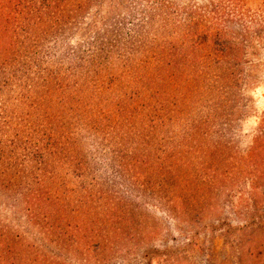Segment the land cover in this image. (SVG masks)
Returning a JSON list of instances; mask_svg holds the SVG:
<instances>
[{
    "label": "trees",
    "instance_id": "obj_1",
    "mask_svg": "<svg viewBox=\"0 0 264 264\" xmlns=\"http://www.w3.org/2000/svg\"><path fill=\"white\" fill-rule=\"evenodd\" d=\"M81 1L83 6L89 4V0ZM240 2L216 0L215 10L183 9L180 19L175 10L172 14L178 16L167 19L164 9L170 8L169 2L151 1L161 10L153 8L156 32L144 30L146 24L155 22L147 16L146 23L137 25L141 31L131 30L125 38L119 32L112 37L111 33L101 36L80 55L72 49L76 61L70 58L64 67L52 68L50 60H43L47 54L33 39L41 33H33L34 44L29 46L0 45V196L13 198L15 206L21 204L28 223L44 239L55 245L58 241L65 243L67 249L80 253L104 256L120 250L118 241L135 237V230L125 232L128 227L133 229L130 225L135 215L127 202L122 204L116 191L99 182L71 189L69 178L79 179L90 170L87 155L89 161L95 160L80 143L87 135L102 150L99 159L109 155L108 162H100L118 179L132 178L131 183L140 185L143 191L148 188V177L158 178L157 191L170 195L167 201L174 203L170 210L175 214H191L195 204L190 200L194 199L199 173L211 175L213 180L238 170L241 176L263 182L264 134L254 138L246 165L232 166L223 159L221 149L226 145L220 141L205 145L201 142L205 140H200L217 133L214 114L197 120L182 118L184 126L178 117L180 106H192L191 96L200 94L198 87L218 95L221 101L217 99L220 103H213V107L221 110L224 97L245 79L241 70L244 62L240 64L243 36H233L226 28L227 22L244 16ZM60 6V2L52 1L55 24L63 16ZM251 13L255 16L250 17V23L264 24L262 9ZM188 122L192 123L186 125ZM167 124L181 127L183 132L162 133L161 128ZM225 124L217 122L220 127ZM194 154L207 159L199 157L198 168L190 173ZM163 174L169 177L167 183L159 176ZM64 186L66 190L61 191ZM74 200L87 209L75 207L67 212ZM255 216L259 217L257 212L249 219ZM250 226L222 221L207 227L210 232L221 230L225 243L234 248L231 238L244 235ZM41 247L25 244L20 233L0 228V264H16L17 259L21 264H45L48 257ZM173 255L170 250L151 248L143 258L151 264L155 259H174Z\"/></svg>",
    "mask_w": 264,
    "mask_h": 264
},
{
    "label": "rangeland",
    "instance_id": "obj_2",
    "mask_svg": "<svg viewBox=\"0 0 264 264\" xmlns=\"http://www.w3.org/2000/svg\"><path fill=\"white\" fill-rule=\"evenodd\" d=\"M52 1L0 0V45L29 46L34 44L32 42L34 39V42L42 47L43 52L45 51L44 54H47L43 60L52 62L49 66L64 67L68 65L70 58L72 62L76 61L71 55L72 49L80 55L84 48L88 45L92 46L101 36L108 37L111 33L110 37H112L119 32L122 38H125L124 34L131 30L141 31L137 25L144 23L147 16L153 18L155 22L146 24L144 30L156 32L157 18L153 15V8L160 13L161 10L158 6L151 4V1L169 2L170 8L164 9L168 14L167 19H175L178 16L172 14L175 10L179 14L183 9L207 12L216 9V0H89V4L84 6L81 0H55L58 4L61 3L60 7L63 9V16L58 19L59 24H55ZM240 1V12H243L244 16L227 22L226 28L233 36H243L244 49L243 55L240 56V64L244 62L241 70L245 79L240 80L242 82L237 84V88H232L229 91L231 93L224 97L221 110L213 107V103H220L221 98L214 95L212 91H205V88L198 87L200 94L191 96L193 102L191 107L180 106L182 113L178 114V117L181 121L186 117L197 120L214 114L217 117L214 122L217 133L208 135L205 139L201 138L200 140L206 141L201 142L211 145L215 141H220L221 144L226 145V148L221 149L224 154L223 159H227L232 166L243 167L253 147L254 138L264 134V24L258 26L249 22L250 17L255 16L251 13L254 9L264 11V0ZM162 15L165 16L164 13ZM177 19H180V14ZM247 25H249L248 28ZM168 29L172 28L168 27ZM33 33L41 34L37 39H32ZM41 56L42 53L39 57ZM113 57L111 55L110 59L113 60ZM207 99L214 100L212 102ZM217 122L226 124L220 127L217 126ZM190 123L192 122L186 125ZM167 125L161 128L162 133H170L171 130L183 132L181 127ZM181 125L184 126L183 121ZM261 139L264 141V138ZM80 143L85 149L91 151L89 156L91 158L94 156L95 160L89 161L87 155L89 173L87 172L79 179L71 176L69 178L73 184L71 189L79 190L80 184L85 186L87 183L99 182L104 188L116 191L117 196L119 195L122 199V204L127 202L135 215L130 225L133 229L128 227L129 229H125V232L133 233L135 230L136 235L124 241H118L120 250H112L104 253V256H99L97 253L92 254L93 256L89 253H80L79 250L67 249L65 243L60 244L58 241L55 245L48 239H44V235L28 223L24 212L21 211V204L15 206L13 198L0 196V228L4 230L7 227L20 233L25 244L35 246L42 244V251L48 257L45 264H146L147 259L143 258V254L151 248L174 252V259L169 261L162 258L155 259L151 261V264H264V181L256 183L251 180L252 177L245 174L239 175L238 170H231L227 175L224 173L223 177L218 175L213 180L211 175L200 176L199 173L198 181L195 183L194 199L190 200L195 205L192 206V212L187 217L180 212L179 215L170 210L174 209V203L167 201L170 195L163 194V190L157 191L155 180L158 178L148 177V188L144 187L143 191H140L141 186L131 183L132 178L127 180L124 176V180L118 179L112 174L110 168L103 166L101 159L108 162L106 157L109 155L99 159L100 155H103L102 150L100 151L92 136L87 135V138L82 139ZM223 145H220V148ZM194 156L196 158L191 164L194 169L190 173L198 168L196 162L199 161V157L202 156V161L207 159V156L202 154H194ZM184 170L186 168L181 171ZM60 173L58 171V174ZM159 176L164 178L166 183L169 181L167 175ZM92 177H95L94 181H91ZM80 180L86 183H79ZM63 190H66L65 186L61 189ZM142 192H144L143 196H141ZM122 204L119 206L123 207ZM178 204L181 205L179 201ZM75 207L80 210L87 209V206H81L74 200L67 206V212ZM255 212L259 217L255 216L250 220L249 215ZM88 218L90 217L87 216ZM222 221H227L232 226L251 224L244 235L239 234V237L231 238L234 248H230L225 243L221 230L210 232L207 227ZM55 238L57 237L52 239ZM18 260L15 263L21 264ZM3 264L8 263L4 261Z\"/></svg>",
    "mask_w": 264,
    "mask_h": 264
}]
</instances>
